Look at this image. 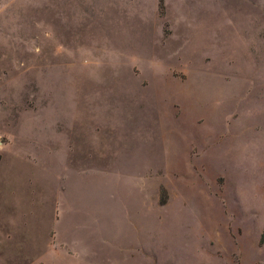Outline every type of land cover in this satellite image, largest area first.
Listing matches in <instances>:
<instances>
[{
    "label": "rangeland",
    "instance_id": "rangeland-1",
    "mask_svg": "<svg viewBox=\"0 0 264 264\" xmlns=\"http://www.w3.org/2000/svg\"><path fill=\"white\" fill-rule=\"evenodd\" d=\"M264 0H0V264H264Z\"/></svg>",
    "mask_w": 264,
    "mask_h": 264
},
{
    "label": "trees",
    "instance_id": "trees-1",
    "mask_svg": "<svg viewBox=\"0 0 264 264\" xmlns=\"http://www.w3.org/2000/svg\"><path fill=\"white\" fill-rule=\"evenodd\" d=\"M263 241H264V223H263V226L261 228L260 235H259V242H263Z\"/></svg>",
    "mask_w": 264,
    "mask_h": 264
}]
</instances>
